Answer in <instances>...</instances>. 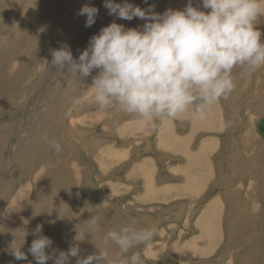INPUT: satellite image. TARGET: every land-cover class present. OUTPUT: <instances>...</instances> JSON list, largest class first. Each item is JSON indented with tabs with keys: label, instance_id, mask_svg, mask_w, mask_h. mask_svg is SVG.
Returning a JSON list of instances; mask_svg holds the SVG:
<instances>
[{
	"label": "rangeland",
	"instance_id": "1",
	"mask_svg": "<svg viewBox=\"0 0 264 264\" xmlns=\"http://www.w3.org/2000/svg\"><path fill=\"white\" fill-rule=\"evenodd\" d=\"M129 2L148 6L144 0ZM198 2L193 0V6ZM187 3L148 0L159 13L181 10ZM85 4L99 8L96 23L88 28L86 17L78 15ZM103 4L104 0H0V223L7 206L26 190L29 208L41 199L52 198L47 206L57 196L70 199L72 219H59L48 206L47 222L38 221L46 228L42 234L57 233L64 239L71 235L65 251L73 242L76 224L91 210L102 216L97 244L103 232L118 225L136 221L137 226L156 227L153 240L135 249L143 264H264V140L256 130V120L264 114L260 110L264 85L253 83L256 72L242 79L240 69H235L240 75L236 86L244 89L235 88L227 100L215 102L211 107L216 115L210 107L204 118L182 114L157 122L155 130L115 106L102 109L93 102L91 77L83 80L50 62L52 51L65 45L78 58L90 38L114 20L126 28L145 22L109 16ZM260 88V97L244 98ZM194 109L190 105L187 111ZM117 120L128 127L135 123L139 129L116 131ZM45 136L57 140L63 150L56 153ZM175 139L179 140L171 151L168 143ZM60 154L76 172L72 184L78 187L61 184L65 171L56 164ZM196 157L202 162L192 160ZM144 164L146 169L141 170ZM204 168L207 178L198 177L189 187L186 169L199 176L203 172L198 170ZM38 174L44 177L41 192L34 183ZM59 175L62 180L55 183L53 178ZM39 209L34 210L37 215L43 212ZM0 237V264H25L7 253L10 242ZM89 240L80 244L82 256L98 251Z\"/></svg>",
	"mask_w": 264,
	"mask_h": 264
},
{
	"label": "clouds",
	"instance_id": "2",
	"mask_svg": "<svg viewBox=\"0 0 264 264\" xmlns=\"http://www.w3.org/2000/svg\"><path fill=\"white\" fill-rule=\"evenodd\" d=\"M144 3L148 6L104 0L109 16L145 23L126 28L114 20L90 38L78 58L66 45L51 53L50 63L57 69L83 80L91 77L93 102L100 108L115 106L152 130L157 122L178 119L190 105L198 118H204L215 102L235 91V69L251 75L264 67V33L257 27L264 19V0H199L198 6L188 0L182 10L163 13L148 0ZM78 15L86 17L88 28L96 23L99 8L85 4ZM43 139L56 153L63 150L54 138ZM61 208L60 219L73 218L66 213L61 218ZM87 212L66 251L53 249V240L39 225L27 252L23 249L28 233L17 236L16 231L6 251L16 261H26L31 254L35 264H71L73 258L75 264H143L135 249L153 240L158 234L155 226H137L136 221L118 225L103 232L97 244L102 216ZM89 239L98 251L85 257L80 244Z\"/></svg>",
	"mask_w": 264,
	"mask_h": 264
},
{
	"label": "bare ground",
	"instance_id": "3",
	"mask_svg": "<svg viewBox=\"0 0 264 264\" xmlns=\"http://www.w3.org/2000/svg\"><path fill=\"white\" fill-rule=\"evenodd\" d=\"M25 1V0H24ZM26 3V2H25ZM199 3V2H198ZM198 3H195V4H198ZM53 4V3H52ZM184 6V5H183ZM180 9V8H179ZM22 10V9H21ZM106 10V9H105ZM182 10V9H181ZM11 11V10H10ZM207 11V10H206ZM7 16V15H6ZM44 16V15H43ZM105 17H108L106 14H105ZM109 18V17H108ZM18 21V20H17ZM21 21V20H20ZM263 21V20H262ZM24 22V21H23ZM145 23V22H144ZM262 24V23H261ZM260 24V26H262ZM264 24V23H263ZM258 28H259V24H258V26H257ZM260 29V28H259ZM261 31L263 30V29H260ZM263 33H264V31H263ZM10 67V66H9ZM9 71V70H8ZM6 84V83H5ZM41 98V97H40ZM264 106V105H263ZM188 113H189V111H188ZM48 114H49V112H48ZM190 114H192V113H190ZM185 115V114H184ZM187 116H189V115H187ZM186 116V117H187ZM99 117V116H98ZM191 117V116H190ZM94 120V119H93ZM92 120V121H93ZM98 120V119H97ZM193 120H195V119H193ZM260 118H258L257 119V121L258 122H260ZM196 122V121H195ZM112 123V122H111ZM117 124L119 123V121L117 120V122H116ZM117 124H114V125H116L117 126ZM125 124V125H124ZM130 124H133L132 126H133V129H131L132 128V126L131 127H128V125H126V123H121L120 125L118 124V126H119V129L118 130H116V131H119L120 129H125L126 128V130H128V131H126V133L127 132H129V131H133V132H135L137 129H139V127L138 126H136V124L135 123H132V122H129V126H130ZM135 124V125H134ZM139 124V123H138ZM108 126V125H107ZM141 126V125H140ZM121 127H123V128H121ZM147 127V126H146ZM106 128V127H105ZM256 130H257V128H256ZM258 132V131H257ZM259 133V132H258ZM134 134V133H133ZM187 142V141H186ZM176 143V142H175ZM183 144V143H182ZM167 145V144H166ZM182 147V146H181ZM171 148H172V146H171ZM174 148H175V146H174ZM173 148V149H174ZM180 148V147H179ZM188 149V148H187ZM181 152V151H180ZM190 152V151H189ZM179 153V152H178ZM184 153H186V152H184ZM182 154V153H181ZM98 158H100V157H98ZM193 158V157H192ZM57 162H56V164H57V166H58V168H59V170L61 171H65L64 172V174H63V181L61 182V180H62V177H60L61 175H59V179L57 178H53L54 179V181H55V183H60L61 182V184H65V181H66V185L69 187V186H72V187H78L77 185H75V184H72V180L74 179V177H75V175H76V172L75 171H73L72 170V168H70L68 165H66V163L65 162H63V154H60L57 158ZM188 161H190L191 159H187ZM192 160H197V163H198V161L200 162V159H198V157H196L195 159H192ZM256 160V159H255ZM193 162V161H192ZM202 162V161H201ZM200 162V163H201ZM145 164H147V163H145ZM145 164L144 165H142V169L141 170H144V169H146V167H144L145 166ZM190 164V163H189ZM188 164V165H189ZM149 166V165H148ZM138 169V168H137ZM194 169H197V168H195L194 167ZM193 169V170H194ZM61 171V172H62ZM134 171H136V170H134ZM199 171V170H198ZM142 172V171H141ZM191 171H188L187 169H186V171H185V173H184V175H185V178L187 179V182L188 183H190V184H188L189 185V187H190V185L192 184V183H194V182H198L197 181V179H199L198 177H200V175L198 176V175H192L191 173H190ZM194 172V171H193ZM200 172V171H199ZM194 173H196V172H194ZM198 173V172H197ZM59 174V173H58ZM61 174V173H60ZM44 177H43V175L42 174H38L37 176H36V178H35V180H34V183H35V185H36V189L37 190H40V188H42V186H43V184H44ZM200 180V179H199ZM200 182V181H199ZM201 183V182H200ZM198 184V183H197ZM55 185H57V184H55ZM66 186V187H67ZM60 187V186H59ZM183 187H184V185H183ZM49 187H47V189H48ZM55 187H53V189H54ZM186 188V187H185ZM46 189V190H47ZM45 190V189H44ZM43 190V191H44ZM51 190V189H50ZM57 190H58V187H57ZM56 190V191H57ZM77 191H78V189H76L75 190V193H77ZM40 192H41V190H40ZM53 193H54V191H52ZM51 192V193H52ZM58 192H60V191H57V195H59V193ZM46 193V192H45ZM74 192H73V194H75ZM25 194H28V191H26V190H23L22 192H20L18 195H17V197L7 206V208H6V210H5V212H4V214H3V216H2V219H1V223H0V229H1V232H0V235L2 236V239L4 238V240L7 242V241H11V239L13 238V236H12V233L13 232H15V234L17 235V236H23V235H25L26 234V232L28 233V235H27V237H26V243H25V246H24V251L25 252H27V250H28V247L30 246V244H31V242H32V240L35 238V236H33L32 235V233H33V231L36 229V227L39 225V226H41L42 227V233H43V231H45V227L43 226V225H41L40 223H43L46 219V217L48 218L49 217V213H48V209H50V208H48V206H52V208H53V210H51L52 212L55 210L56 211V213L58 212V209L62 206V208H61V212H62V218H63V214H68V215H70V209H69V201H70V199H67L66 201H65V199L64 198H61L60 196H57L56 198H55V200H54V203H53V205H49L48 204V206H47V203L49 202V200L50 199H52V198H50L49 200H48V198H47V200H48V202H47V200H44V199H41V200H44V201H41V200H39V204L40 203H42L43 202V205L45 206V211L43 210V207H42V209H39V207H37L38 205L36 204V203H34L35 204V207H33V206H31L30 208H29V206H28V204H27V202H25V200H24V195ZM56 194H52V195H56ZM67 194L68 195H71V193H70V189L68 188V192H67ZM66 194V195H67ZM41 195V194H40ZM39 195V199L41 198V196ZM43 195H45V194H43ZM46 196V195H45ZM45 196H43V198H45ZM64 196V195H63ZM38 197V196H37ZM36 197V198H37ZM47 197H49V196H47ZM51 197V196H50ZM55 197V196H54ZM65 197V196H64ZM72 197H74V196H72ZM46 201V202H45ZM51 201V200H50ZM68 201V202H67ZM52 202H53V200H52ZM50 203V202H49ZM42 204H40V206H41ZM35 209H39L42 213H41V215L40 214H36L35 212H34V210ZM36 211V210H35ZM38 213H39V211H37ZM54 213V212H53ZM56 213H54V214H56ZM59 213V212H58ZM57 213V214H58ZM51 214V213H50ZM27 215H31L32 216V218L31 219H29L28 220V218H26V216ZM58 216V215H57ZM60 219V218H59ZM49 220V219H48ZM81 220H84V219H82L81 218ZM80 220V221H81ZM202 220V219H201ZM38 221L40 222V223H38ZM51 221L53 222V220L51 219ZM55 221V220H54ZM61 221V220H60ZM65 221V220H64ZM68 221V220H67ZM46 222H47V220H46ZM49 224H51L50 223V221L48 222ZM54 223V222H53ZM56 223V222H55ZM58 223V222H57ZM47 224V223H46ZM45 224V225H46ZM58 224H60V222L58 223ZM205 224V223H204ZM54 225V224H53ZM200 225H202V224H200ZM207 226V225H206ZM206 226H204V227H202V229H205L206 230ZM44 227V228H43ZM53 227V226H52ZM211 227V226H210ZM244 227V226H243ZM58 228V227H57ZM103 228V227H102ZM49 230V229H48ZM47 230V231H48ZM53 230H55V229H53ZM58 230V229H57ZM67 230V229H66ZM65 230V231H66ZM205 230H203V231H205ZM249 230V229H248ZM252 230V229H251ZM60 231V230H59ZM245 233V232H244ZM64 234H66V233H64ZM43 235H46V236H48L47 235V232L46 233H44ZM68 235V234H67ZM211 235V234H210ZM243 235V234H242ZM71 235H69V237H70ZM48 237H50L53 241H54V238L56 237V242H55V244H56V246H55V248H53V249H59V250H64L65 249V247H67L66 245H67V241L69 240L70 241V239H68L69 237H66L65 239L64 238H62V236L61 235H59V234H57L56 233V236H54L53 237V235L50 233V236H48ZM63 237H65V236H63ZM1 238V237H0ZM97 238V237H96ZM244 238V237H243ZM72 239V238H71ZM59 240H60V242H59ZM90 241V240H89ZM54 243V242H53ZM213 243V242H212ZM69 244H70V242H69ZM83 244V243H82ZM86 245H88L87 243H85ZM84 247V246H83ZM30 255V258H28V260H26L25 262V264H29V262L31 261V264H35V260L33 259V257L31 256V254H29ZM50 262V261H49ZM49 262H48V264H49ZM52 262V261H51ZM73 264V263H72Z\"/></svg>",
	"mask_w": 264,
	"mask_h": 264
},
{
	"label": "crops",
	"instance_id": "4",
	"mask_svg": "<svg viewBox=\"0 0 264 264\" xmlns=\"http://www.w3.org/2000/svg\"><path fill=\"white\" fill-rule=\"evenodd\" d=\"M263 21H264V19H262ZM261 20V25L262 26H260V24H259V28L260 29H263L262 30V33H263V31H264V27H263V21ZM258 26V25H257ZM262 39H264V36H262ZM264 67H261L260 69H258V71H256V75L253 77V79H252V81H253V83H255V84H258V83H261V85L263 84L264 85ZM240 71V73H241V70H239ZM238 70H234V76H235V78L236 79H239V77H240V75H237V73L239 72ZM237 75V76H236ZM241 77H242V79H246V78H249L250 79V76H246V75H241ZM247 83H250L249 81L247 82ZM262 85V86H263ZM244 88L243 87H239V86H236V92H237V90H243ZM260 91H262L261 90V88H260V90H258L257 92L255 91V90H253V92L255 93V95H251V94H249V96L247 97V96H245L244 98H247V99H250V97L253 99V98H256V97H260V96H258V95H260L261 93H260ZM258 94V95H257ZM239 97V96H238ZM264 104H262L261 105V108H260V110L262 111V110H264V106H263ZM245 106L246 107H248L247 108V110H251V106H249V105H247L246 103H245ZM242 109V108H241ZM210 111L214 114V115H216L217 114V111L215 110V112L214 111H212V107L210 108ZM209 112V111H208ZM190 113H192V114H190ZM193 113H194V115H195V112H191V110L189 111V113H188V111L186 112V114L185 113H183V114H185V116H187V115H189V116H187V117H190V116H194L193 115ZM264 115V114H263ZM197 119H199L198 117H196ZM257 121V120H256ZM170 127V126H169ZM163 131H165L166 132V130H163ZM168 131H170V128H168L167 129V132ZM170 141H171V139H169ZM177 140H179V139H175L174 141H172V142H170L169 141V143H168V145L171 143V146H172V148H171V151H174L175 150V148H174V146H175V142L177 141ZM264 140V139H263ZM170 148V147H169ZM169 148H167V149H169ZM174 148V149H173ZM182 153H183V150L181 151ZM258 159H261V158H258ZM187 160V159H186ZM188 161V160H187ZM253 161V160H252ZM202 170V169H201ZM199 171H200V169H199ZM200 172H203L202 174H200V179H201V177L202 176H205L206 177V175H205V173L204 172H206L205 171V168H204V170L203 171H200ZM207 178V177H206Z\"/></svg>",
	"mask_w": 264,
	"mask_h": 264
},
{
	"label": "water",
	"instance_id": "5",
	"mask_svg": "<svg viewBox=\"0 0 264 264\" xmlns=\"http://www.w3.org/2000/svg\"><path fill=\"white\" fill-rule=\"evenodd\" d=\"M260 122L256 121V128L261 137L264 139V115L260 117Z\"/></svg>",
	"mask_w": 264,
	"mask_h": 264
}]
</instances>
